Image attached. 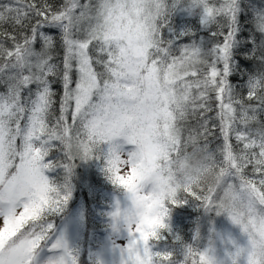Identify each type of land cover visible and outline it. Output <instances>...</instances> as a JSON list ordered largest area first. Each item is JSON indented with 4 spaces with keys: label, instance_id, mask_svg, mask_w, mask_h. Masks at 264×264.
I'll return each mask as SVG.
<instances>
[{
    "label": "snow or ice",
    "instance_id": "obj_1",
    "mask_svg": "<svg viewBox=\"0 0 264 264\" xmlns=\"http://www.w3.org/2000/svg\"><path fill=\"white\" fill-rule=\"evenodd\" d=\"M246 2L255 31L241 41L242 0H188V7H203L204 21H218L220 40L208 50L185 45L179 55L162 38V27L182 0L0 2V264H35L44 247L62 249L47 264H77L63 239H53L48 219L71 194L67 177L64 185L51 183L43 169L57 164L42 161L57 146L53 141L68 160L87 159L96 138L113 135L122 116L150 107L173 147L198 143L217 158L233 182L231 219L248 238L247 246H236L235 256L264 264V8ZM238 45H250L242 54L255 61L239 87L229 80L240 70L234 57ZM216 140L221 143L212 148ZM63 167L70 174L74 165ZM105 170L114 185H130L132 177ZM214 195L188 187L170 203L194 199L215 208ZM150 223L165 227L162 219ZM128 233L123 252L135 255V264H151L154 255L162 264L185 260L184 252L178 258L151 251L150 234L140 227ZM206 259L201 254L200 264Z\"/></svg>",
    "mask_w": 264,
    "mask_h": 264
},
{
    "label": "clouds",
    "instance_id": "obj_2",
    "mask_svg": "<svg viewBox=\"0 0 264 264\" xmlns=\"http://www.w3.org/2000/svg\"><path fill=\"white\" fill-rule=\"evenodd\" d=\"M153 112L151 107L144 114L130 110L128 115L121 117L114 134L98 136L88 153V158L94 154L97 157L103 156L105 167L114 171L120 172L122 167L128 169L125 176L132 177L130 185H116L124 194L127 203L123 206L119 201L116 203L113 211L118 210V215L113 217V221L127 231L135 232L136 228L140 227L150 234L149 240L155 238L151 233L155 232L158 236L161 227L150 222L162 219L164 223L170 212L166 204L178 200L182 190L191 187L214 193L216 207L208 209L215 210L217 214H226L233 224L238 225L231 219V216L236 214L234 190L229 189L233 182L221 168L214 154L198 143H190L177 150L166 139L162 122L155 119ZM117 144L123 147L118 149ZM103 145H107V148ZM125 145L133 147L126 148ZM101 148L104 150L99 151ZM76 154L80 156L78 151ZM235 191H238V186ZM241 231L244 233L242 228ZM194 239L195 243L183 245L185 260L182 264H200L201 254L207 258L206 264H219L211 245L200 247L199 233ZM137 251L140 257L147 261L142 248ZM257 254H260L259 250ZM228 258L231 264H238L239 258L235 256V251L228 253ZM135 259V255L129 258L125 253L124 264H135ZM151 264H162V260L154 255Z\"/></svg>",
    "mask_w": 264,
    "mask_h": 264
},
{
    "label": "trees",
    "instance_id": "obj_3",
    "mask_svg": "<svg viewBox=\"0 0 264 264\" xmlns=\"http://www.w3.org/2000/svg\"><path fill=\"white\" fill-rule=\"evenodd\" d=\"M3 2V0H0ZM213 2H218L213 0ZM258 9L264 8V0H251ZM188 6V0H182V3L177 4L175 9L168 14L167 23L162 27V38L166 41H171V47L174 49V54L179 55V50L185 45H198L201 41V49H211L219 40L217 35L219 23L218 21L208 20L201 21V7H195V10L189 11L188 15H179L178 11ZM243 11L240 13L243 33L240 36L241 41H246L250 32L255 31L252 27L253 12L248 6L246 0H242ZM257 38L260 37L256 33ZM246 47L250 45H238L234 49V57L239 65L240 70L233 72L229 76L232 84L238 87L246 78L245 71L254 69L255 61L249 60L242 54ZM2 90V89H0ZM59 106L56 105V115H59ZM215 112L212 113L214 115ZM23 123V122H22ZM69 123L71 118L69 117ZM20 141L17 140L19 145ZM221 141L216 140L211 145L212 148ZM233 145L236 142L233 139ZM56 147H53L49 155L44 157L43 163L55 162L56 167L51 169H43L45 176L49 178L51 183L57 186L67 183L70 187V196L61 209L49 214L48 219L54 224L53 235L57 229L64 225L66 220L75 218L74 228L78 240H84L90 233L93 238L97 239V230H103L102 225L106 224L108 215L111 212L110 207L114 206L116 196H121L118 193V188L112 183L106 174L105 159L103 156L97 158L94 154L91 158L76 157L72 161L65 157V153L60 149L59 142L53 141ZM106 149L107 145H103ZM64 163H72L70 174L63 167ZM251 174V167L247 170ZM65 189L61 188V191ZM166 206L170 209L169 215L165 218V227L159 229L158 236L148 241V245L153 252H173L179 258L183 252V245L195 243L196 234H200V247L203 248V237L200 231L202 224L208 223V218L212 215V210L201 206L199 201L188 199L185 203L171 204ZM21 210L20 212H22ZM19 212V213H20ZM205 217V221L201 223V219ZM91 225L90 233H86L88 226ZM208 227V226H207ZM206 227V229H207ZM3 228V227H2ZM83 245V244H82ZM94 249V248H92ZM75 254V246L71 248ZM47 247L38 249L37 256H47L49 253ZM53 254L56 251H50ZM84 256L77 260V264H100L98 258L91 256V259L85 262Z\"/></svg>",
    "mask_w": 264,
    "mask_h": 264
},
{
    "label": "rangeland",
    "instance_id": "obj_4",
    "mask_svg": "<svg viewBox=\"0 0 264 264\" xmlns=\"http://www.w3.org/2000/svg\"><path fill=\"white\" fill-rule=\"evenodd\" d=\"M218 1V0H217ZM84 2V0H82ZM198 7V6H195ZM195 7L182 8L178 11L179 15H188L189 11L192 9L195 10ZM201 7V21H204V9ZM201 47V41L198 44ZM126 148H132V145H125ZM128 169L122 167L120 170V175H125ZM122 193L118 189V193ZM114 206L110 207L111 212H113L116 203L119 201L121 206L127 203L124 194L121 196H116ZM23 210L18 209L17 214ZM108 215V219L106 224H103V230H97V239L93 238V234L91 235L92 226L89 225L86 233H90V235L84 240H78L74 222L75 218H70L66 220L64 225H62L59 229H57L53 235V239L62 238L63 242L66 244L67 248L71 250L75 246V255L77 260L82 259L84 256L85 262L91 259V256H96L99 260L100 264H124V252L123 248L129 240L128 231L117 225L114 227L113 217ZM205 221V217L201 219V223ZM208 223L202 224L200 228L202 237H203V247L206 245L212 246V251L216 255L219 264H231V261L228 258V253L235 251L236 246L239 245L241 247H245L248 244V238L245 233H242L241 228L238 225L232 223L229 217L226 214H217L215 210H212V215L208 218ZM3 218L0 217V229L3 227ZM208 226V227H207ZM207 227V229H206ZM233 241L235 243H233ZM83 244V245H82ZM94 248V249H92ZM38 251V250H37ZM61 250H57L55 254L49 251L47 256L38 257L36 255L35 264H47L48 260L55 255H58ZM74 253V251L72 250ZM238 264H246V257L242 255L239 257Z\"/></svg>",
    "mask_w": 264,
    "mask_h": 264
}]
</instances>
